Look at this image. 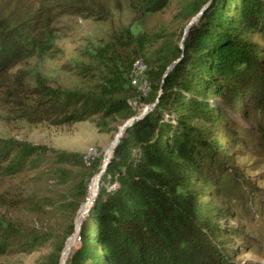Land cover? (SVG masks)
<instances>
[{"label": "trees", "instance_id": "trees-1", "mask_svg": "<svg viewBox=\"0 0 264 264\" xmlns=\"http://www.w3.org/2000/svg\"><path fill=\"white\" fill-rule=\"evenodd\" d=\"M165 1L152 0L146 9L152 12ZM204 18L207 22L192 30L185 54L165 77L161 91L155 89L150 100L158 99L154 107L125 130L114 148L99 180L101 194L80 226V247L73 253L78 246L76 237L64 264H237L225 237L245 235L237 227L220 223L227 218V210L202 205V187L221 188L224 199L252 212L255 200L261 206V194L244 177L230 174L232 158L223 155L222 144L205 126L224 127L222 122L237 114L243 93L264 86V54L248 41L256 32L264 35V0H217ZM4 23L0 21V112L5 121L72 126L95 116L114 118L129 109L126 100L118 98L121 87L116 84L104 87L99 96L84 95L40 83L31 85L19 70L11 73L27 41L15 31L20 25L10 29ZM218 96L222 102H208ZM234 104L233 111L222 109ZM261 133L258 138L264 140ZM0 150V175H9L38 158L42 148L3 141ZM52 152L59 163L78 158L80 167L84 166L81 156ZM106 179L110 186L115 184L113 191L103 189ZM86 195L87 182L82 181L74 187L73 207L78 209ZM255 236L264 252V230ZM48 239L3 229L0 256L18 246L29 253ZM231 247L238 249L236 244ZM48 260L60 262L58 254Z\"/></svg>", "mask_w": 264, "mask_h": 264}, {"label": "rangeland", "instance_id": "rangeland-1", "mask_svg": "<svg viewBox=\"0 0 264 264\" xmlns=\"http://www.w3.org/2000/svg\"><path fill=\"white\" fill-rule=\"evenodd\" d=\"M151 1L0 0V21L10 29L20 25L15 31L27 41L26 50L17 58L11 73L19 70L31 85L40 83L53 90L84 95L99 96L104 87L116 84L121 87L118 98L126 100L129 107L114 118L95 116L61 127L5 121V114L0 112V144L14 141L42 148L41 155L22 171L0 175V231L13 229L21 236H49L34 251L23 253L18 246L0 256V264H51L48 258L56 254L59 264H64L67 250L73 247L77 212L89 201L90 191L95 190L96 171L103 155H108L127 120L144 115L155 104L156 101L150 102L155 89L161 91L165 77L185 54L192 30L207 22L204 15L217 4V0H166L158 9L148 12L146 8ZM75 2L77 5H72ZM248 41L264 54L262 33L251 34ZM262 93L264 86L248 89L243 93L242 104L222 106L225 111H233L237 106V114L228 116L230 123L223 121L222 128L215 124L205 126L222 144L223 155L232 158L230 174L244 177L261 194V206L255 200L257 206L252 207V212L242 208L241 203L224 199L221 188L214 191L211 190L214 185L202 187V205L227 210V218L220 223L224 227L227 223L232 229L237 227L247 237H225L237 264H264L261 255L264 252L258 246L260 239L255 236L257 231L264 230V140L258 138L264 131ZM208 102L215 104L222 100L218 96ZM52 151L81 156L85 168L80 167L78 158L59 163ZM93 165L97 168H92ZM82 181L87 182V195L77 209L72 205L75 200L72 193ZM109 181L104 180L103 189L113 191L115 184L110 186ZM87 211L81 216L82 223ZM79 233L80 227L76 235L78 246L73 253L80 247ZM232 244L237 248L238 244L243 246L233 251Z\"/></svg>", "mask_w": 264, "mask_h": 264}, {"label": "water", "instance_id": "water-1", "mask_svg": "<svg viewBox=\"0 0 264 264\" xmlns=\"http://www.w3.org/2000/svg\"><path fill=\"white\" fill-rule=\"evenodd\" d=\"M158 101V99L156 100V102ZM155 102V103H156ZM155 104H153L152 106H150L147 110V112L149 110H151L153 107H154ZM147 112H144V115L147 113ZM144 115H136L134 117H131L129 120H127L119 129V137L112 143V146L116 147L120 140L123 138V134L125 132V130H127L135 121H137L138 119H141ZM103 161H104V164L102 166V170L100 171V176H103L105 171H106V168H107V165L109 164L110 160H111V156H105L103 155ZM101 194V190L97 191L94 198L92 199V201L90 202V207L88 208V211L86 212V215L88 214L89 210L91 207L95 206V203L98 199V197L100 196ZM80 210H81V207L79 208L78 212H77V216H76V220H77V224L76 227L79 228L80 225L82 224V221L78 220L79 219V213H80Z\"/></svg>", "mask_w": 264, "mask_h": 264}, {"label": "bare ground", "instance_id": "bare-ground-1", "mask_svg": "<svg viewBox=\"0 0 264 264\" xmlns=\"http://www.w3.org/2000/svg\"><path fill=\"white\" fill-rule=\"evenodd\" d=\"M118 137H119V134L117 135L116 139H117ZM116 139H115V140H116ZM115 140H114V141H115ZM114 141H113V142H114ZM113 142H112V143H113ZM114 148H115V147L112 146V144H111V148H110L109 153H108L107 156H111V157H112V152H113ZM105 156H106V155H105ZM103 160H104V159H103ZM103 164H104V161H103V163H102V165H101V167H100V171L102 170V166H103ZM100 171H99L98 174H97V182H96L95 190H94V191H90L91 193H90V197H89V199H88L89 201H88L85 205H82V206H81V210H80V213H79V219H78L79 221H80L81 216L83 215V213H85V211H87V208L90 207V202H91L92 199L94 198L96 192L99 191V188H98L99 180H100L101 177H103V176H100ZM78 232H79V228L76 227L74 241H75V238H76V235L78 234ZM74 241H73L72 245L74 244ZM69 251H70V249L67 250L66 257H67V255L69 254Z\"/></svg>", "mask_w": 264, "mask_h": 264}]
</instances>
